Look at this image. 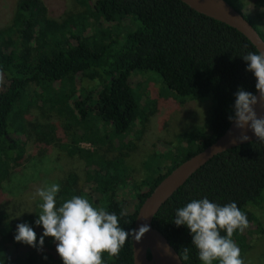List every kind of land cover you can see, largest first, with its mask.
<instances>
[{
	"label": "trees",
	"instance_id": "obj_1",
	"mask_svg": "<svg viewBox=\"0 0 264 264\" xmlns=\"http://www.w3.org/2000/svg\"><path fill=\"white\" fill-rule=\"evenodd\" d=\"M74 1L82 10L57 19L50 16L46 0H18L11 22L0 27V264H63L52 237H45L40 252L14 240L17 224L27 222L39 242L43 227L36 226L35 220L42 201L26 213L4 206L6 183H16L14 191L9 190L12 194L31 190L34 186L28 189V179H18L27 146L45 155L51 145L62 146L59 132L69 124H78L74 142L79 143L83 136L77 134L80 124L93 115L102 128L112 129V134L105 131L93 143L109 140L112 144L138 118L146 121L148 107L142 105V95L136 93L139 86L132 82V73L158 72L176 95L193 100L212 96L214 106L210 134L203 137L201 129L189 132L186 155L141 182L133 178L125 163V152L107 159V151L67 147L68 155L78 154L85 161L84 180L81 184L79 174L70 171L57 194V206L72 196L85 197L94 207L115 213L126 231L134 229L140 206L157 184L226 131L232 123L227 117L234 114L238 88L256 93V79L246 71L247 62L242 58L258 51L256 46L237 29L197 12L182 0ZM227 1L264 38V0H256L253 16L244 12V0ZM123 22L136 27L121 41L115 40L109 29ZM79 78L97 84L85 88L78 84ZM34 102L44 106V120L30 119ZM53 113L63 125L52 123ZM101 130L96 128L97 133ZM120 187L129 194L124 200L119 196ZM144 187L146 190L141 192ZM263 193L264 141L256 139L219 153L201 167L161 207L153 225L179 253L185 247L190 249L189 259L183 264H202L190 230L172 222L176 210L194 199L207 198L221 206L235 202L250 224L256 222V217L246 208L257 204ZM121 211L125 212L122 217ZM245 230H237L232 237L239 249L244 247L241 242ZM221 235L226 232L222 230ZM102 258L104 264H134L133 237L118 256L104 253Z\"/></svg>",
	"mask_w": 264,
	"mask_h": 264
},
{
	"label": "rangeland",
	"instance_id": "obj_2",
	"mask_svg": "<svg viewBox=\"0 0 264 264\" xmlns=\"http://www.w3.org/2000/svg\"><path fill=\"white\" fill-rule=\"evenodd\" d=\"M17 1L0 0V27L11 22ZM244 1L246 3L244 12L253 16L256 13L254 5L256 0ZM46 2L50 16L57 19L82 10V7L74 0H46ZM135 27L131 28L128 23L123 22L116 27H110L109 30L115 40H122L125 34L134 30ZM92 29H89L88 33H91ZM77 82L85 88L97 84V81L89 78H79ZM132 82L139 86L135 89L138 95H142V105L148 107L146 121L138 118L126 134L121 139H114L112 144L108 143L109 140L102 144H95L93 142L97 141L100 134L105 131L112 134V129L111 127H107L106 130L102 128L100 121L92 115L85 124L81 125L79 122L80 128L77 134L83 135L79 143L74 142V133L78 129V124H69L66 128H61L59 132L62 137V146L51 145L45 155L28 145L24 154V165L19 170L18 179L22 182L28 179L26 181L28 189L32 185L34 187L28 192L12 194L9 190L14 191L13 187L16 183H6L7 199L3 205L19 208L21 213L34 211L36 203L41 201L35 195L37 189L53 183L61 187L70 171L79 174L82 184L85 161L78 154L68 155L67 147L79 146L98 153L107 151L104 153L107 159H115L119 153L125 152V163L130 168L133 178L141 182L146 176L151 177L186 155L189 151L186 143L189 132L201 129L204 132L203 137L210 134L214 106L212 96L198 100L180 97L168 89L161 75L155 71L134 72ZM43 109L41 102H34L30 110V119L44 120ZM52 121L60 126L64 124L55 113L52 114ZM96 128L102 129L101 132L97 133ZM140 190L143 192L146 188ZM125 195L129 194L120 187V198L124 200ZM246 209L255 215L256 222L250 223L245 230V240L241 242L244 247L240 248L241 256L245 264H264V193L257 204H250ZM16 211L19 213L18 210Z\"/></svg>",
	"mask_w": 264,
	"mask_h": 264
},
{
	"label": "clouds",
	"instance_id": "obj_3",
	"mask_svg": "<svg viewBox=\"0 0 264 264\" xmlns=\"http://www.w3.org/2000/svg\"><path fill=\"white\" fill-rule=\"evenodd\" d=\"M247 62L246 71L252 72L256 79L255 88L259 97L238 88L233 106L234 114L227 118L237 129H250L259 141H264V116H258L256 106L264 101V51L249 52L242 56ZM245 134L240 142L247 141ZM60 185L53 183L37 189L35 195L42 203L41 212L35 220L36 226L43 227V233L37 243V233L27 222L16 226L14 240L29 245L38 252L43 250L45 237H52L56 251L63 264H104L103 254L118 256L126 241L133 237L137 242L150 230L146 224L137 229L126 231L119 225V218L104 208L94 207L82 196H72L57 206L56 197ZM125 212L121 211L120 216ZM177 227L187 226L192 235V245L198 250V259L202 264H245L241 252L232 237L234 232L249 227L247 215L235 202L223 206L209 199L192 200L178 208L172 221ZM226 235H221V231ZM190 249L183 248L177 256L180 260L189 259ZM47 259V257H44Z\"/></svg>",
	"mask_w": 264,
	"mask_h": 264
},
{
	"label": "water",
	"instance_id": "obj_4",
	"mask_svg": "<svg viewBox=\"0 0 264 264\" xmlns=\"http://www.w3.org/2000/svg\"><path fill=\"white\" fill-rule=\"evenodd\" d=\"M192 9L206 16L224 22L243 33L258 50L264 51V38L250 20L227 0H182ZM259 97V93H255ZM258 116H264V101L256 106ZM249 139L239 141L241 135ZM258 139L250 129H237L231 123L226 131L205 149L183 161L164 177L140 206L134 229L141 224L149 226V231L137 242L133 238L134 264H183L179 252L168 238L153 225L155 215L161 207L178 191L189 178L219 153L235 146ZM149 253L151 256H149Z\"/></svg>",
	"mask_w": 264,
	"mask_h": 264
}]
</instances>
